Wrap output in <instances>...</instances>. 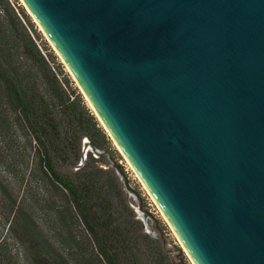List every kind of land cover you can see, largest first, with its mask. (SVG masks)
<instances>
[{
  "label": "water",
  "instance_id": "obj_1",
  "mask_svg": "<svg viewBox=\"0 0 264 264\" xmlns=\"http://www.w3.org/2000/svg\"><path fill=\"white\" fill-rule=\"evenodd\" d=\"M193 264H264V0H22Z\"/></svg>",
  "mask_w": 264,
  "mask_h": 264
},
{
  "label": "trees",
  "instance_id": "obj_2",
  "mask_svg": "<svg viewBox=\"0 0 264 264\" xmlns=\"http://www.w3.org/2000/svg\"><path fill=\"white\" fill-rule=\"evenodd\" d=\"M42 43L26 11L0 0V115L31 134L26 172L2 189L11 228L21 229L37 264H178L132 206L109 134Z\"/></svg>",
  "mask_w": 264,
  "mask_h": 264
},
{
  "label": "rangeland",
  "instance_id": "obj_3",
  "mask_svg": "<svg viewBox=\"0 0 264 264\" xmlns=\"http://www.w3.org/2000/svg\"><path fill=\"white\" fill-rule=\"evenodd\" d=\"M12 1L26 11L35 29L42 35L44 43L42 45H46L44 49L49 50H44V52L46 54H53L56 65L55 63H52V65L56 67V71L59 74H62L60 77L69 78L72 87L82 93L78 83L70 74L68 67L54 50L46 35L40 30L34 18L29 14L22 0ZM29 75L33 78L32 71H30ZM30 136L31 134L28 129L22 125L14 124L12 119L0 115V264H37L35 254L30 245L25 243L26 241L24 239H21V229L18 228L17 224H13L11 228V222L13 220V215L10 212L11 200L7 199V196H4L2 191L3 186L15 187V184L22 179V176L26 172L29 160L28 156L30 154V147L28 145ZM87 142V139L83 140V151L85 154L91 149L86 144ZM113 146H115L118 152L116 156L119 164L125 168V188L133 203L132 206L135 207L139 217L144 220L147 229L164 241L167 250L172 253L178 264H193L138 175L114 142ZM36 195L37 187H33V191L25 199L32 203ZM22 198L23 193L18 191V189L13 192V200H18V205ZM38 214L41 216L40 213Z\"/></svg>",
  "mask_w": 264,
  "mask_h": 264
}]
</instances>
